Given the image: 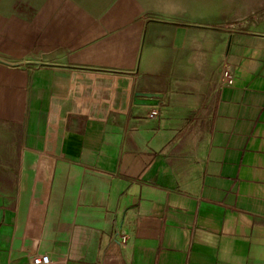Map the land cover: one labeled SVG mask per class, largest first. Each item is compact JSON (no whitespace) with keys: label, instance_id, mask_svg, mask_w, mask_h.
<instances>
[{"label":"crops","instance_id":"0c3cea01","mask_svg":"<svg viewBox=\"0 0 264 264\" xmlns=\"http://www.w3.org/2000/svg\"><path fill=\"white\" fill-rule=\"evenodd\" d=\"M166 4L0 0V264H264V19Z\"/></svg>","mask_w":264,"mask_h":264},{"label":"rangeland","instance_id":"374dc122","mask_svg":"<svg viewBox=\"0 0 264 264\" xmlns=\"http://www.w3.org/2000/svg\"><path fill=\"white\" fill-rule=\"evenodd\" d=\"M164 7L167 0H160ZM170 17L180 21L231 25L234 29L249 26L254 19L262 27L264 0H169ZM250 19H252L250 21ZM249 20V23L245 21Z\"/></svg>","mask_w":264,"mask_h":264},{"label":"built area","instance_id":"2783aa9c","mask_svg":"<svg viewBox=\"0 0 264 264\" xmlns=\"http://www.w3.org/2000/svg\"><path fill=\"white\" fill-rule=\"evenodd\" d=\"M223 76H224V80H223L222 84L224 86L225 85H232L234 83V74L230 68H226L224 70ZM158 113H159V111L156 108H153L149 114L151 117H155L158 115ZM33 261L35 264H49L51 261V258H50V255L48 253L37 254V255L33 256Z\"/></svg>","mask_w":264,"mask_h":264},{"label":"water","instance_id":"95a60500","mask_svg":"<svg viewBox=\"0 0 264 264\" xmlns=\"http://www.w3.org/2000/svg\"><path fill=\"white\" fill-rule=\"evenodd\" d=\"M139 96H144V97H146V99H149V100H147V102H145V103H147V104H156V103H159L158 102V100L157 99H155V98H159L160 96L158 95V94H155V93H153V94H149V93H141V94H139Z\"/></svg>","mask_w":264,"mask_h":264}]
</instances>
